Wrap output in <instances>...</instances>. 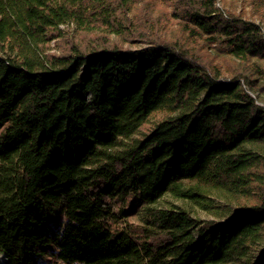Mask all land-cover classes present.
I'll list each match as a JSON object with an SVG mask.
<instances>
[{
	"label": "trees",
	"instance_id": "obj_1",
	"mask_svg": "<svg viewBox=\"0 0 264 264\" xmlns=\"http://www.w3.org/2000/svg\"><path fill=\"white\" fill-rule=\"evenodd\" d=\"M218 2L0 0L6 264H264V0Z\"/></svg>",
	"mask_w": 264,
	"mask_h": 264
},
{
	"label": "rangeland",
	"instance_id": "obj_2",
	"mask_svg": "<svg viewBox=\"0 0 264 264\" xmlns=\"http://www.w3.org/2000/svg\"><path fill=\"white\" fill-rule=\"evenodd\" d=\"M218 1H219L218 7L221 8L222 10L223 8L226 10L228 9L229 11L236 13V14H240L244 12V14H246V18H249L250 20L254 21L256 24L259 23L257 17L252 16L255 14V10L252 9L250 6H248L247 3L244 2V0H225V3H223L224 2L223 0H218ZM263 23H262V27L264 28ZM181 204L184 206L186 205L185 203L176 201L170 197H166L163 201L160 202V206L165 207V208H168L171 205H181ZM186 207L190 209L195 216L206 218V215L200 210H198L197 208L192 207V206H187V205ZM132 221L134 222L136 221V219L133 218ZM0 264H6V258L3 255H0Z\"/></svg>",
	"mask_w": 264,
	"mask_h": 264
},
{
	"label": "bare ground",
	"instance_id": "obj_3",
	"mask_svg": "<svg viewBox=\"0 0 264 264\" xmlns=\"http://www.w3.org/2000/svg\"><path fill=\"white\" fill-rule=\"evenodd\" d=\"M2 262H4V261H2Z\"/></svg>",
	"mask_w": 264,
	"mask_h": 264
}]
</instances>
